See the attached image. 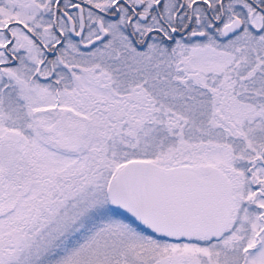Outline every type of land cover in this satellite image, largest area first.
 <instances>
[{
	"label": "snow or ice",
	"instance_id": "1",
	"mask_svg": "<svg viewBox=\"0 0 264 264\" xmlns=\"http://www.w3.org/2000/svg\"><path fill=\"white\" fill-rule=\"evenodd\" d=\"M0 264H264V0H0Z\"/></svg>",
	"mask_w": 264,
	"mask_h": 264
}]
</instances>
